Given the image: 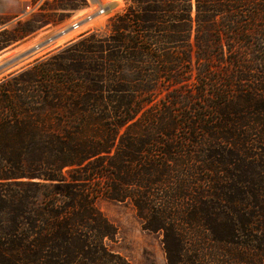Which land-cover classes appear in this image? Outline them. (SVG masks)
Wrapping results in <instances>:
<instances>
[{
  "label": "trees",
  "instance_id": "16d2710c",
  "mask_svg": "<svg viewBox=\"0 0 264 264\" xmlns=\"http://www.w3.org/2000/svg\"><path fill=\"white\" fill-rule=\"evenodd\" d=\"M127 1L0 81V264H131L101 199L167 264H264V0ZM86 2L0 15V53Z\"/></svg>",
  "mask_w": 264,
  "mask_h": 264
},
{
  "label": "rangeland",
  "instance_id": "374dc122",
  "mask_svg": "<svg viewBox=\"0 0 264 264\" xmlns=\"http://www.w3.org/2000/svg\"><path fill=\"white\" fill-rule=\"evenodd\" d=\"M56 1L57 0H0V15L6 20V23L1 29L12 28L19 21L32 20L34 14L39 11L42 4H45L46 2L53 3ZM109 1L110 0H104V2L107 3H109ZM129 5L130 3L127 0H121L119 3H109L108 12L106 14L101 17L99 16L100 18L88 23L83 29L79 28L75 30L78 31L77 33L60 39V42L56 39L63 36V31L71 30V23L76 18L86 12L94 10L88 8L87 2L84 7L77 10H58L57 12L60 16H57V18H63L61 22L57 24H47L18 47L0 53V81L16 71H20L33 65L37 59L47 55L58 47L65 45L67 42L78 38L84 33L94 31L105 34L108 33L110 31L112 19L115 16L124 13ZM29 9L33 10L27 14L25 20L17 19L22 13L27 12ZM100 24L101 27L97 28L96 25ZM50 37L53 39V42L51 41L50 45L47 46ZM223 42L225 44V51L228 52V42H225V40H223ZM38 46H40V48H38L39 50L41 48L43 49L39 51L37 49ZM6 62L7 64L4 65ZM3 65L5 67H3ZM219 66L226 67L225 64L221 63H219ZM214 75L216 77L218 76L217 73ZM233 85L234 87L239 86L236 82H234ZM215 86H212L209 82L206 93L211 94ZM221 87L222 85L219 80V88ZM205 102L206 101L203 99L199 104L203 105ZM99 205L106 216L118 228V240L115 244V248L126 256L131 264H167L161 236L159 234L148 232L143 228V224L138 218L135 208L130 203H119L101 199Z\"/></svg>",
  "mask_w": 264,
  "mask_h": 264
},
{
  "label": "built area",
  "instance_id": "2783aa9c",
  "mask_svg": "<svg viewBox=\"0 0 264 264\" xmlns=\"http://www.w3.org/2000/svg\"><path fill=\"white\" fill-rule=\"evenodd\" d=\"M87 6L89 9H93L94 11L86 12L85 14L80 15L71 23V29L77 30L83 23L91 22L96 17L103 16L108 12L109 3L104 2V0H86ZM30 8V7H29ZM40 9V8H39ZM33 9H29L27 12L22 13L17 19L25 20L27 14ZM95 21V20H94ZM97 28L101 27L100 25H96Z\"/></svg>",
  "mask_w": 264,
  "mask_h": 264
},
{
  "label": "bare ground",
  "instance_id": "6f19581e",
  "mask_svg": "<svg viewBox=\"0 0 264 264\" xmlns=\"http://www.w3.org/2000/svg\"><path fill=\"white\" fill-rule=\"evenodd\" d=\"M120 1H121V0H110L109 3H116V2L119 3ZM115 7H116V6H115ZM100 17H101V16H100ZM100 17H96L94 20H96V19H98V18H100ZM94 20H92V21H94ZM92 21H91V22H92ZM88 23H90V22L83 23L79 28L83 29ZM77 32H78V31H75L74 29H71V30L69 29V30H67V31H63V34H62L63 36H60V37H59L58 39H56V40H57L58 42H60V41H59L60 39H63V38L68 37V36H71V35H73V34H75V33H77ZM48 41H49V43H47V44H48L47 46L50 45V42H51V41L53 42V39L50 37ZM55 42H56V41H55ZM38 48H40V46H38L37 49H38ZM42 49H43V48H41L40 50L38 49V50L41 51ZM35 53H36V52H35ZM40 55H41V54H40ZM34 56H36V55H34ZM6 64H7V62H6L4 65H6ZM12 64H13V63H12ZM4 65H3V67H5ZM10 65H11V64H10ZM1 67H2V66H1ZM0 74H1V73H0Z\"/></svg>",
  "mask_w": 264,
  "mask_h": 264
}]
</instances>
